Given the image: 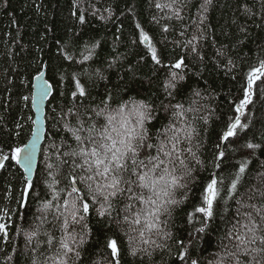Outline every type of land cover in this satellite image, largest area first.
Here are the masks:
<instances>
[{
  "label": "snow or ice",
  "instance_id": "1",
  "mask_svg": "<svg viewBox=\"0 0 264 264\" xmlns=\"http://www.w3.org/2000/svg\"><path fill=\"white\" fill-rule=\"evenodd\" d=\"M191 4L192 0H154L153 6L161 15H153L152 22L165 34L162 48L139 22L135 23L137 32L131 42L146 48L154 77L148 82L163 97L158 105L135 96L117 103L114 93L108 91L100 104L92 107L86 103L90 84L106 77L100 69L86 67L85 63L92 61L100 43H86L77 50L79 32L64 42L57 41L60 59L69 67L79 65V70L70 73L59 67L54 70L57 86H66L67 91L60 95L67 94L68 103L59 111L52 107L48 128L49 116L43 120L29 116L35 127L29 126L28 141L22 146L9 145L8 153L0 148V171H8L12 162L23 169L19 187L14 189L9 183L0 196V252L5 253L2 264H17L21 255L24 264H83L86 246L94 236L93 219L104 235V254L91 264H127V257L133 264H264V163L253 166L256 150L264 152V148L248 139L246 130L252 122L245 115L254 96L264 98V56L241 76L240 96L230 102L234 112L224 121L210 157L203 158L202 131L215 109L199 87L187 85L190 92L183 101L177 96L184 94L190 73L195 75L190 67L192 60H205L203 42L208 39L207 14L213 0H201L195 14ZM237 9L248 17L256 15L246 2L239 3ZM260 12L264 19V0H260ZM112 14L110 7L101 12L88 0H71L70 15L79 25L87 22L88 15L107 20ZM170 31L177 36L168 41ZM42 51L37 49V53ZM7 55L11 59L14 53L9 50ZM214 60L226 74L237 67L225 44L215 48ZM36 62L32 77L35 92L21 100L25 107L30 104L40 113L54 86L46 79L50 65L39 54ZM115 63L117 58L108 67ZM113 103L117 104L115 108ZM5 122L0 117V127ZM24 127V123L16 122V137ZM38 151L42 168L34 173ZM202 172L207 175L200 181ZM196 183L201 191L195 213L200 215H188L193 227L186 238H180L172 231L174 214L188 200ZM37 184L43 185V195L36 192ZM33 199L40 200L39 223L27 228L17 225L16 218L24 219L22 210ZM229 201L235 205L231 216ZM217 212L228 219L216 250L194 258L201 234ZM46 223L54 230L45 229ZM20 238L22 251L14 243ZM9 244L13 245L11 254L5 252Z\"/></svg>",
  "mask_w": 264,
  "mask_h": 264
},
{
  "label": "trees",
  "instance_id": "2",
  "mask_svg": "<svg viewBox=\"0 0 264 264\" xmlns=\"http://www.w3.org/2000/svg\"><path fill=\"white\" fill-rule=\"evenodd\" d=\"M88 2L95 4L101 12L110 7L113 13L111 18L101 20L99 16L88 15L87 22L79 25L70 15L71 0H0V117L6 120L0 127V148H3L5 153L9 152V145L20 143L22 146L30 137L29 126L33 127V125L27 118L29 116L33 118L34 113L30 104L28 107L24 106L21 97L33 92L32 77L36 73L38 54L50 65L47 78L54 86L46 106V115L49 116L46 128L51 125L52 107H56L59 111L61 105L68 103L69 96L60 95L61 91H67L66 86H57L58 74L54 70L59 67L61 70L67 69L70 73L79 70V65L73 64L69 67L60 59L57 41L64 42L76 32H79V36L76 37L77 50L83 49L86 43H100L92 61L86 62L85 66L100 69L106 77L104 80L97 79L90 84L91 95L86 103L95 107L100 104L108 91L114 93V100L117 103L121 98L127 100L129 96H135L138 99H151L158 105L163 98L159 96L156 86L148 82L154 77L153 65L146 56L145 46L131 42L137 32L135 23L139 22L154 37V42H160L158 47H164L165 34L152 22L153 15H161L153 6L154 0H88ZM200 2L201 0H192L190 6L192 14H195L196 6ZM243 2L252 7L256 15L251 17L242 15L237 5ZM87 6V3L84 4V7ZM207 15L208 39L203 42L205 60L203 63L192 60L190 67L195 75L190 73V79L185 82L184 94L177 96V100L183 101L190 92L187 85L199 87L209 97L207 101L209 105L215 109L214 115L209 118L208 124L202 131L205 139L203 150L205 159H208L214 151V145L224 129V121L234 112L230 102L240 96L241 76L247 72L249 65L256 64L258 58L264 56L262 51L264 19L261 18L260 0H213ZM185 23L188 21L186 20ZM173 24L175 25V22ZM241 28L245 31L242 32ZM177 32L170 31L167 40L171 41L177 36ZM221 44L228 45L236 62L237 67L232 73L226 74L222 66H216L215 48ZM37 49L43 51L37 53ZM9 50L14 53L11 59L7 55ZM171 51V44H168L167 52ZM141 57L145 59L142 60ZM77 58L79 59L78 55ZM114 58H117V63L109 68L108 65ZM233 75L236 76L235 80L232 78ZM22 81H30V83ZM253 99L254 103L249 106L250 110H245V115L252 122L250 129L246 131L249 140L261 143L264 148V98L254 96ZM116 106V103L112 104L113 108ZM17 121L25 124L20 137L15 136ZM241 135L243 136L244 133ZM232 162L235 163L234 160ZM260 163H264V152L257 149L253 166ZM38 167L42 168L41 153ZM22 172L23 170L15 162H12L8 171H0V196L4 195V189L9 183L14 189L19 187ZM206 175L207 173H199L200 181ZM43 191V185L37 184L36 192L43 195ZM200 191V184H194L188 194V200L175 211L172 231L180 238H186L187 232L193 227V224L188 222V215L193 214L197 218L200 215L195 213V207L200 204ZM229 204L232 207L228 209V216H231L235 205L233 201H229ZM39 207L40 200L33 199L28 208L22 210L26 213L24 219L17 217L16 224L27 228L34 222L39 223ZM228 216L222 218V214L217 212L215 218L208 222V228L201 234L203 238L193 252L194 258L199 255L208 256L216 250L219 237L227 227ZM91 224L94 236L86 246L83 264H91L93 259H99L104 254V235L98 230L95 219ZM43 227L49 231L54 230L52 224L46 223ZM14 243L19 246V250H23L22 238L15 240ZM12 246V244L6 246L7 254H11ZM4 255V252H0V264L4 260ZM156 258L159 261L160 254ZM24 261L23 255L17 258V264H24ZM126 261L127 264H133L131 257H127Z\"/></svg>",
  "mask_w": 264,
  "mask_h": 264
},
{
  "label": "water",
  "instance_id": "3",
  "mask_svg": "<svg viewBox=\"0 0 264 264\" xmlns=\"http://www.w3.org/2000/svg\"><path fill=\"white\" fill-rule=\"evenodd\" d=\"M46 79H48V78H47V72H46ZM34 83H35V81L33 80V84H34ZM33 92H35V88H33ZM49 98H50V97H49ZM49 98H45V100H44V104H43V111H42V112L37 113L36 110L33 108V111H34V117H33V119H35L37 116H40V118H41L42 120L44 119V117L46 116V106H47V102H48ZM33 127H35V125H33ZM39 156H40V152L38 151V152H37L36 162H35V164H34V166H33V168H34V173L36 172V169H37V166H38ZM21 169H22V168H21ZM22 170H23V169H22Z\"/></svg>",
  "mask_w": 264,
  "mask_h": 264
}]
</instances>
